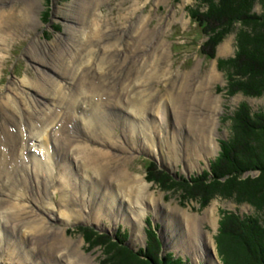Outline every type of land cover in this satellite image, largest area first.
<instances>
[{"label": "rangeland", "instance_id": "1", "mask_svg": "<svg viewBox=\"0 0 264 264\" xmlns=\"http://www.w3.org/2000/svg\"><path fill=\"white\" fill-rule=\"evenodd\" d=\"M79 1L38 0L39 6L35 10V16L39 18L37 26L33 30L20 33L21 35H11L6 45H0L6 49L5 52L1 53L3 57L5 56V60L0 64V119L3 114L1 107L5 99L11 105L20 106L22 116L18 110L12 107L18 125L20 116L24 121H28L29 115L34 118L39 116L37 112L41 114L46 109L51 111L50 108L52 107L42 102L41 96L36 95L34 90H28L25 85L21 84V81L25 78L27 80L28 78L30 79L28 83L33 82L35 84L43 82L47 74L55 75L51 74L54 73L51 70L52 68L37 62L43 58L50 64H58L57 62H52V58L49 55L44 56L40 53V49L34 45L37 41L52 44L57 37H62V40H66L67 45L71 44L72 48L69 51L68 49L64 51L66 57L69 56V53L72 55L90 53L93 59L98 57V59L102 58L107 61L108 56L112 57L116 50L115 47H112V42H117L118 46L121 45V50L113 59L114 64L117 60H120V63L121 61H129L126 67L133 69L131 71L132 78L137 76L140 79L147 78L144 87L136 85L129 90L131 96L127 99L129 101H126V99L121 101L123 103L122 108L125 111L131 110L134 102L141 98L147 106L143 110L147 116L143 119H137L131 113H124L122 108L120 109L116 106L113 109L114 111L105 108V114H102L103 116L101 117L99 115L92 117L94 109H97L94 103H91L92 108L85 104V108L81 109V111H76L84 117L80 119L78 124L81 128L87 127L85 119L92 120V118H95L98 125L107 124V121L104 124L102 117L103 119L111 120L115 125L107 124L104 127L105 131L100 136L108 140L112 137V140L115 141L114 137L121 135V143L123 145H125V137L131 138L132 142L134 140L136 144L141 140L139 135L134 139L135 134L130 129V127L136 128L133 122L139 123V129H144L146 125H151L148 132L152 131L154 135L150 137L151 143L147 150L137 149L129 159H120V156H126V152H116L110 147L105 148L106 150L104 151L93 150L88 154H82L83 157H87V155L107 153L110 150V153L116 155V157L106 167L101 168L104 173L109 172V175L117 179L124 172H129L132 176H137L141 182L149 186L148 194H141L139 200L134 201V205H137V208H133L144 212L143 231L145 237L141 233L140 235L137 233L136 227L132 229L134 222L132 212L127 213V216L126 212H122V209L128 206V203L130 204L125 194L122 195L128 202L122 201L120 203V200H117L122 206L121 211L117 213L116 207L112 211L106 203H103L105 201L100 197V187L98 192H95V189H92L87 184L91 179H88V174L84 173L86 170H83V168L94 170L93 163L91 166L90 163L86 166H81L76 158L74 159V156L67 159L74 176L72 177V194H68V196L66 194L64 197L61 196L58 176L54 180H50L47 173L46 179H43L42 174H44V171L41 167L43 163L38 162V159L41 158L51 164L55 174H57L56 166H59L61 161H58L55 149L57 147H62L63 150L72 148L76 140L83 136L82 134H61L60 131H57L49 134L47 141L43 142L41 146L36 145L37 148H42L39 150L40 152L36 153L39 154L38 159H36L38 155H35V146L28 144L21 150L10 154L8 162L0 164V167H2V170L0 169V186L8 185L5 190L6 194L0 195V264H17V262H14L16 259L23 261V264L72 263L74 259L69 258L70 255L68 253L66 261L71 263L66 262L63 257L60 258V252L54 253L50 257L49 247L45 243L35 244L32 242L34 240H29L30 243L28 241L25 242L27 240L26 237L20 243L17 241L22 232L16 233V228L14 229L15 226H18L16 225V219L13 216H7L9 215L8 211L21 213L26 209L30 211L37 210V218H43L45 214L41 210L43 207L53 211V219L48 221L50 227L46 226L51 230L50 233H47V237L49 235L53 236V239L58 237L59 228L64 227L66 236L72 243L74 241L80 242L79 250L81 255L93 259L92 264H139V259L141 262L144 261L143 264L150 262L165 264L161 262L164 259L165 262H169L168 264L172 263V261H175L176 264H209L201 248L204 243L202 241L203 238L208 243L210 241L209 237L211 238V245L214 248L218 263L224 264L217 250L216 238L225 213H235L244 219L248 216L255 217L256 212L250 204L236 200L234 195L240 192L238 185L229 186L223 184L230 176L220 177L218 179L219 183L214 181L213 167L217 158L221 156V152L227 148V145H232L234 141L235 127L233 126V117L239 106L242 103H246L252 114L264 110V94L261 96H246L239 91H232L231 93L230 90L228 91L227 70L229 65L227 66L226 64L229 63L230 59L234 58L237 51L239 25L233 24V29L229 25L226 28H216L215 33L212 31L211 35L222 32L214 40H211L192 20V9L198 8L199 11L197 12L201 11V13L207 10L206 5L203 7L197 0H93L94 6L88 14V21L91 20L93 23L100 21L110 28L125 29L120 32L121 34L127 32L128 29L132 33L133 29L130 26L140 24V21L147 25V29L159 28L163 32L160 39L165 40L167 54L161 55L156 61L145 59L135 62V60L130 58L131 56H126L129 54V50L126 48L128 41H125L128 35L112 37L110 40L113 41L102 38L97 42L94 37L89 38L91 36L84 38V40L82 39V27H76V23L70 18L75 17V15L77 18L80 17L78 14ZM216 1L214 0L212 3H216ZM254 11L257 14L261 13L258 3H255ZM146 22L148 23L146 24ZM99 29L97 35L99 34ZM0 32L5 33L6 31L1 30ZM123 45H125V51ZM28 55L38 60H32ZM69 64L72 68L75 65L74 62H70V59ZM89 64L92 66L95 63L90 61ZM105 67H107L106 71L103 70V72L108 73L107 71H110L111 65ZM230 67L232 68V64ZM78 72L82 73L80 70ZM188 74H194L189 80V88H193L199 81V84H201L200 90L211 97L209 109L202 107L198 103H189L191 98L188 96L186 88ZM82 75L84 81H86L85 77L87 74L83 73ZM128 87L131 88L130 86ZM60 88H63V86ZM33 99L39 101L37 104L43 111L36 107ZM47 101L49 102V99ZM138 109L140 110V108ZM198 110L201 113H197ZM126 113L128 114L126 116L127 121L122 118ZM177 113L182 115L184 120L178 121ZM78 114H75V116L77 117ZM193 116L194 126H196L198 132L203 133L202 139L204 141L202 142L189 131L188 125L192 124ZM207 116L211 117V124L208 125L206 122L202 124H207L206 128L208 130L204 129L199 122V120ZM120 117L121 121H119ZM122 121H124L123 124ZM73 122L74 120L71 125H74ZM116 122H120V124L116 126ZM98 125L97 127H99ZM2 126H4V123L0 122V127ZM164 132L167 135L166 141L170 145L169 149L165 146L158 148L160 140L164 139ZM132 142L129 146H131ZM121 143L118 142L119 145ZM57 144H61V146H57ZM87 145L93 147L96 143L92 139L87 142ZM87 145L84 147L85 151L87 150ZM194 148L197 150H194ZM23 150H27L26 154L22 152ZM59 157H61V154ZM88 158L91 159V157ZM33 159L38 163L36 172L33 171ZM65 160L63 161L65 162ZM79 163H83L81 159ZM205 172L208 180L203 181V183H193L195 177ZM259 174L260 171L258 169L247 170L236 178V182H244L247 178L254 179ZM36 176L39 180L36 179ZM94 182L98 185L97 178H94ZM46 189L49 190L44 193ZM80 191H84L85 194H80ZM229 194L233 195L229 196ZM70 197L74 198L73 202L70 201ZM77 197L80 200L79 206V200L76 202ZM67 198H69L70 202L67 201ZM100 198L101 203H103L100 206L102 210L99 215L96 214L100 223L95 224L84 218H81V220L83 219L82 221L79 220L77 222L71 219L69 222L67 219L60 217L59 211L64 210L67 213L69 209H75L77 214L80 213V215L90 218L92 214L95 215L94 213H97L94 210L99 209L100 204L98 202ZM209 209L210 222L204 219ZM2 212H4L3 215L1 214ZM24 214H21L22 217L20 219L24 217ZM188 218L193 221L188 223ZM31 220L29 217V219L23 220L21 223L27 227ZM64 222L68 224L64 226ZM192 228L196 230H194L196 236L194 243H192L193 234L190 230ZM25 229L28 230L25 234L36 230L29 226ZM156 242L159 244L158 248ZM178 242L181 248L176 251V246L174 248V245ZM58 247L63 251H68L63 245ZM71 247L74 249L75 245L71 244ZM8 251H12L10 254L11 258L7 256V253H10ZM128 251L134 253L133 255L137 254L138 257L127 256L125 252L129 253ZM82 256L79 259L78 257L76 258L78 264V260L82 259ZM153 257L155 261L149 259Z\"/></svg>", "mask_w": 264, "mask_h": 264}, {"label": "bare ground", "instance_id": "2", "mask_svg": "<svg viewBox=\"0 0 264 264\" xmlns=\"http://www.w3.org/2000/svg\"><path fill=\"white\" fill-rule=\"evenodd\" d=\"M79 2L80 3L78 4L80 7L78 8L79 9L78 14L80 15V17L77 18L75 15V17L73 16L70 18L74 23H76L75 24L76 27L78 28L82 27L83 31L81 33V36L83 40L84 38L91 36L89 38L94 37L96 41L99 42L100 41L99 39H102V38L103 39L106 38L107 40H110L112 37H118V35L119 36L128 35L125 41L126 42L128 41L126 48L129 50L128 52L129 54L127 53L128 55L126 56L127 57L131 56L130 58L135 60V62L136 61L139 62L141 60L143 61L145 59H148L149 61H156L160 58L161 55L167 54L166 48H165V40L160 39V36L163 34V32L159 30V28L158 29L157 28L147 29L146 28L147 25H144L145 23L140 21V24L130 26V28L133 29L132 33H130L131 30L128 29L127 30L128 33L125 32L124 34H121L120 32L124 31L125 29L120 30L119 28H110L105 23L100 22V21H98L97 23H93V21L91 20L88 21L87 19L88 14L94 6L93 0H80ZM38 6H39L38 0H0V31L2 30V31L8 32V33L0 32V45L1 44L6 45L11 35L17 36L20 33H25V32H28L29 30H33L37 26V24L39 23V18L35 16V10L37 9ZM147 23L148 22H146V24ZM98 28L100 29H99V34L97 35ZM54 41L55 42L53 43L51 42L52 44H45V43H41L37 41V43H34V45L35 47H38L40 49V53L42 55L44 56L49 55L52 58V62L54 63L57 62L58 64H50L48 61H46L43 58L38 60L36 58L31 57L30 55L28 56H30L32 60H35V61L38 60L37 62H39L40 64L52 68L51 70L54 73H51V74H55V75L51 76L50 74H47V77L43 79V82L35 83V84L33 82L28 83V81H30L29 78L28 80L25 78L21 81V84L25 85V87H27L28 90H31V91L34 90L36 92V95L41 96L42 98L41 101L44 102L47 106L52 107L50 108L51 111H49V109H46L45 111H43L41 107L37 104L39 103V101L33 99L36 107L43 112L39 114L36 111L39 116L33 118L31 115H29L28 121H24L23 118L21 117L22 115L20 113V106L11 105V103L8 102L7 99H5L3 106L1 107V110L3 113L2 118H1L2 120L0 119V122L4 123V126L0 127V164L2 165L8 162V157L10 154H13L14 152L18 150H21L23 147H26L28 144L35 146L34 147L36 151L35 155H38L36 156V159H38L39 154H36V153H38V151L41 150L42 148H37L36 145L41 146L43 142L47 141V137L49 134H53L57 131H60L61 134L63 133H69V134L71 133L74 135L82 134L83 136L80 139L76 140L74 147L65 148L64 150L62 147H57L55 149V154L58 156V161H61V164L59 166H56L57 174H55V171L53 170V167L51 166V164L47 163V161H44L41 158L38 159V162L43 163L41 165L44 171V174H42L43 179L44 180L46 179L47 173H48L47 175L50 180H54L58 176V186L60 189V194L63 197L65 196V194L68 196V194H72L71 193V189H73V184H72L73 178L72 177L74 176L72 173V169L70 168L67 162V159L69 157L74 156V159L76 158L78 164H80L81 166L83 165L86 166L88 163H90V166H91L93 163L94 170H88L82 167L83 170H86L84 171V173L86 172L85 174H88V177H89L88 179L93 180V181L90 180V182H88L87 184H89L92 187V189H95V192H98L99 187H100L101 189L100 197L102 198V200L105 201L103 203H106L109 206V209L112 211H114L116 207L117 213L118 211L120 212L122 209V206L120 203L122 201L128 202L127 201L128 199L130 204L128 203V206L124 207V209H122L123 210L122 212L123 213L126 212V216H127V213L129 214V212H132V216H133L132 219L134 221L132 229L136 227L135 230L137 231V233L139 235L141 233L142 236H144V231H143L144 212L139 211L138 209L135 210L133 208H137V205H134V203L136 202L137 199L139 200V196L141 194H148L149 186L141 182V180H139L137 176H132L129 172H124L123 175H121L117 179H114L111 175H109V172L104 173L101 170V168L106 167L107 164L113 161V159L116 157V155L110 153V150L107 151V153L97 154V155H92V156L87 155V157H83L82 154L83 153L88 154L89 152L93 150L104 151L106 150L105 148L110 147V148H113L116 152H120V151L126 152V156H120L119 157L120 159L121 158L129 159L132 157V154L135 151H137V149L147 150V147L151 143L150 137L154 135L151 130H150L151 132H148L151 125H148V126L146 125L144 129L143 128L139 129L138 127L139 123L133 122L136 128L130 127V129L135 134L134 139L137 137V135H139L141 140L136 144L134 140L132 142L131 138L125 137L124 139L125 145H123L121 143V139H122L121 135L118 137H114L115 141L112 140V137L108 140L100 136V134L105 131L104 127H106L107 124L110 123L112 124V126L115 125V123H113L111 120H107V118L103 119L102 117L104 124H106V121H107V124L98 125V122L95 120V118H92V120L85 119L84 121L87 122V127L81 128L79 127L78 124H79L80 119L84 117L78 114L76 110L81 111V109L85 108L86 106H89L90 108H92L91 103H94L97 109H94V113L92 117H95L96 115H99L101 117L105 114V108L113 110L117 106L121 109L123 107V103L121 101H124L123 99H126V101H129L127 100L131 96L129 94V90L133 89L134 86L136 85H141V87H144V83L147 78L140 79L138 76L132 78L131 71H133V69L126 67L129 61H125V62L121 61L120 63V60H117L114 64L113 59L116 55H118L119 51L121 50V45L118 46L117 42L114 43L113 40H110V41H113L111 45L112 47H115L116 50H115V53L112 54V57L108 56V61L102 58L98 59V57L97 59H93V57L90 56V53L86 55H79V54L72 55L71 53H69V56L66 57V55H64V51H66L67 49L68 51L72 49L71 44L67 45L68 43L66 42V40L65 41L62 40V37H59V38L57 37V39ZM123 47L125 51L126 49L125 45H123ZM133 47L135 48L133 49ZM5 51L6 49L0 46V64L5 60L4 59L5 56L3 57V55L1 54L2 52H5ZM152 57L155 58V60H153ZM69 59H70V62L75 63L73 68L69 64ZM90 61L91 63H95V64L90 66L89 64ZM107 65L108 66L111 65V69L110 71H107L108 73H104L103 70L106 71L107 67L105 66ZM79 70L82 72L81 74L78 72ZM83 73L87 74V76L85 77L87 79L86 81H84V78L82 77ZM193 76L194 74H188V78H187L188 83L186 84L188 96L191 98L190 99L191 102L189 103L190 104L198 103L202 107L208 108L211 97L209 95H205L203 91L200 90L201 84H199V81L191 89L188 86L189 80ZM59 82L61 83L59 84ZM61 86H63V88H60ZM128 86H130L131 88H129ZM47 99H49V102L47 101ZM85 104L86 106H84ZM12 107L15 110H18V112L21 115L19 119V125L16 122V118L14 116V110ZM146 107L147 106L145 102L143 101V99L140 98L138 101L134 102L133 108L131 110L125 111V109L122 108L123 109L122 111L124 113L125 112L131 113L132 115L137 117V119H143L145 116H147V114L143 112V110ZM138 108H140V110ZM197 113H201V111L198 110ZM75 114H78L77 117L75 116ZM178 114L179 113H177L178 121L184 120L182 115H178ZM127 115L128 114L126 113L124 117L122 116V118H125L126 121L128 120L126 117ZM120 119L121 117L119 118V121H121ZM73 120H74L73 122L74 125H71ZM94 120L96 123L94 122ZM123 122L124 121H122V124ZM199 122L201 126L204 127V129H207L206 128L207 124L208 125L211 124V117L207 116L204 119L199 120ZM204 122H206L207 124H202ZM116 124H117L116 126H118L120 122H116ZM97 125L99 127H97ZM188 127H189V131L196 138H198L201 142L204 141V139H202L203 133L198 132L196 126H194V116L192 117V124L188 125ZM163 138H164L163 140H160L158 148L161 146H165L166 148L169 149L170 145H169V142L167 143L166 141V138H167L166 132H164ZM92 139H93V142L96 143V145H94L93 147H89L87 145V142ZM206 140L208 139L206 138ZM84 142H86V144H84ZM118 142L121 144L119 145ZM131 142L132 144L131 146H129ZM200 144L202 145V143ZM86 145H87V150L85 151L84 147ZM188 145L190 144L188 143ZM57 146H61V144H57ZM194 150H197V149L194 148ZM26 151L23 150L22 152L26 154ZM30 151L34 153L32 150ZM60 154H61V157H59ZM88 157H91V159ZM166 158H167V155H166ZM64 159H66L65 162L63 161ZM80 159L83 163H79ZM33 165H34L33 171L36 172L38 163L36 162L35 159H33ZM0 169L2 170V167H0ZM94 178H97L99 186L95 184ZM36 179H38L37 176H36ZM7 187H8L7 184L0 186V195L6 194L5 190L7 189ZM47 190L49 189H46L44 193L47 192ZM80 194H85V192L80 191ZM122 194H125L127 199ZM101 198L98 202L100 204L99 209L94 210L97 213H94L95 215L92 214L90 218H88L87 216H82L80 215V213L77 214L76 212L77 210L75 209H69L67 213L64 212V210L59 211V213L61 214L60 217L67 219L68 221L71 219H74L77 222L81 220V218H84L85 220H90L92 221V223L97 224L99 222V218L96 217V214L99 215L101 213L102 209L100 208V206H102L103 204L101 203ZM73 199H74L73 197H70L71 202H73L72 201ZM78 200L79 199L77 197L76 202ZM117 200L118 201L120 200V203ZM67 201H69V198H67ZM74 204L77 205L76 203ZM79 204H80V200H79L78 206ZM41 210L45 213L43 218L42 217L37 218L38 216L37 210L30 211L29 209H26L25 211L21 213H12L8 211L9 215L5 213L9 217L10 216L15 217L16 219L15 221L17 223L16 225H18V226L14 225L15 226L14 229L16 228L15 230L16 233L22 232V235L20 234L21 236L18 237L17 241H19L20 243L21 240L24 237H26L27 240L25 242L27 241L29 242V240H34L32 242H34L35 244L45 243L49 247V250L51 253L50 257H52L54 253L60 252L59 253L60 258L63 257L64 260L66 261L68 258L67 256V253H68V255H70L69 258L74 259L72 263L78 264L76 261L77 260L76 258L78 257L79 259L80 256H82L79 250L80 242L74 241L72 243L71 240L66 236V231H65L66 229L64 227L59 228L58 237H54V239H53V236H50V235L47 237V233H50L51 230H49V228H47L46 226H49L50 224L48 225V221L50 219H53V211L47 207H43V209ZM209 212H210V209L206 212L204 216V219L207 220L208 222L211 221V215ZM23 213H25L24 217L20 219L22 217L21 214ZM1 214L3 215L4 212H2ZM7 216H4V217H7ZM29 217L32 220H31V223L28 224V226L36 230H34L33 232H30L29 234H25V232L28 231L25 228H27L28 226L26 227L21 222H23V220L29 219ZM55 219H57V217H55ZM192 221L193 220L191 218H188V223H191ZM64 224H65L64 226H66L68 223L64 222ZM192 229L190 230L192 231L191 233L193 234L192 243H194V238L196 236L194 232L195 229L193 230ZM188 232L190 235L189 229H188ZM209 239H208L209 242L207 243L205 239L203 238L202 241H204V243L201 248L203 249L204 254L209 264H216L218 263V261L214 254L215 252L214 248L211 245L212 244L211 238L209 237ZM71 244L75 245L74 249L71 247ZM60 245L61 246L63 245L64 247H66L68 251L67 250L63 251L60 247H58ZM179 245H180L179 242L174 245V248L176 246L175 248L176 251H178V249L181 248V246ZM195 247L199 248L198 246H195ZM195 247H194V250H195ZM8 252L10 253H7V256L11 258L10 254L12 253V251H8ZM190 253H191V250H190ZM14 262H17V264H23V261L19 259H16V261L14 260ZM66 262H69V261H66ZM78 262L79 264H92L93 259L89 257H83L82 259L78 260Z\"/></svg>", "mask_w": 264, "mask_h": 264}, {"label": "trees", "instance_id": "3", "mask_svg": "<svg viewBox=\"0 0 264 264\" xmlns=\"http://www.w3.org/2000/svg\"><path fill=\"white\" fill-rule=\"evenodd\" d=\"M197 1L203 7L206 5L207 10L201 13L197 12L198 8L192 9V20L211 40L222 32L211 35L216 28L229 25L233 29V24L239 25L237 51L234 58L228 64L225 63L229 65L226 71L228 91H239L246 96L263 95L264 0H217L216 3H212L214 0ZM255 3L260 5L259 14L254 11ZM233 122L234 141L232 145H227L215 161L213 179L219 183L220 177L230 176L223 184L238 185L240 192L234 195L236 200L250 204L256 215L243 219L235 213H225L216 238L217 250L224 264H264V110L252 114L248 105L242 103L235 111ZM251 169H258L259 176L236 182L241 173ZM205 175L206 172L195 177L193 183L208 180ZM156 245L158 248L157 242ZM128 252H125L127 256L138 257ZM149 259L155 261L154 257ZM161 262L169 263L165 259ZM138 263L143 264L144 261L139 259ZM170 264L176 263L172 261Z\"/></svg>", "mask_w": 264, "mask_h": 264}]
</instances>
